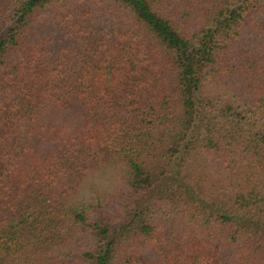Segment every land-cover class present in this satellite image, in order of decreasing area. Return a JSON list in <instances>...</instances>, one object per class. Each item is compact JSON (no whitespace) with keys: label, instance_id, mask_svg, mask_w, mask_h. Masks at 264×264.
<instances>
[{"label":"trees","instance_id":"trees-1","mask_svg":"<svg viewBox=\"0 0 264 264\" xmlns=\"http://www.w3.org/2000/svg\"><path fill=\"white\" fill-rule=\"evenodd\" d=\"M0 264H264V0H0Z\"/></svg>","mask_w":264,"mask_h":264},{"label":"rangeland","instance_id":"rangeland-1","mask_svg":"<svg viewBox=\"0 0 264 264\" xmlns=\"http://www.w3.org/2000/svg\"><path fill=\"white\" fill-rule=\"evenodd\" d=\"M110 176H112V174L110 173H106L105 176L103 177V180L101 181V187L100 189L99 188H96L98 190L99 193H102V194H106V193H110V192H113V187H112V184H114L113 180L111 181V185H109L110 183Z\"/></svg>","mask_w":264,"mask_h":264}]
</instances>
